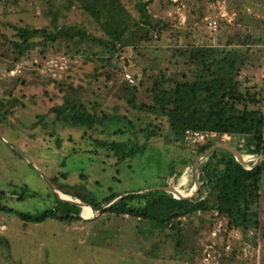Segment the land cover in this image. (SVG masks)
Returning a JSON list of instances; mask_svg holds the SVG:
<instances>
[{
    "label": "rangeland",
    "instance_id": "obj_1",
    "mask_svg": "<svg viewBox=\"0 0 264 264\" xmlns=\"http://www.w3.org/2000/svg\"><path fill=\"white\" fill-rule=\"evenodd\" d=\"M66 1L50 0L48 5L46 0H0V27L3 22L31 28L67 24L78 25L96 37L103 36L92 18L77 5L65 10ZM121 2L132 22L137 21V0ZM147 11L162 23L163 33L150 45L139 44V53L134 48L138 45L135 40L120 53L119 63L126 73L142 79L143 68L155 64L164 67L168 60H178H172L173 50L214 46L229 36L250 34L258 41L252 47L257 61L242 72V77L264 81V0H152ZM35 53L32 51L29 57L39 59L34 58ZM7 62L0 61V78ZM182 69L181 64L171 63L169 73L179 74ZM93 70L92 63L79 60L67 80L82 90L78 95L83 101L96 102L107 113L138 119L142 128L151 121L163 122L166 128L164 120L130 109L111 88L113 80L107 81L104 74L93 79ZM31 73L25 69L22 75L26 82L30 81L29 86L18 84L13 92L22 106L15 108L8 124H0V193L5 194L1 202L7 209L0 212V236L9 243L8 248L0 247V264H264V229L242 241V236L227 230L222 221L219 234L214 236L215 222L210 223L207 218L185 221L184 243L177 248L157 232L143 237L135 220L94 212L87 218L81 215V220L70 224L46 220L24 226L16 213L38 214L56 205L54 197L58 196L50 185H63L70 196L78 193L96 199L108 193L136 194L161 184L180 190L186 197L195 194L196 189L195 185L187 188L186 183L182 186L185 179L190 180L189 173L192 167L194 171L197 159L193 160L186 148L152 138L143 154L118 162L117 157L108 156L103 149H95L89 137H124L88 131L89 137L83 138L82 130L54 123L48 110L61 103L63 94L54 85L38 82ZM114 74L119 78V72ZM12 84L0 81V98L4 89L14 88ZM141 95L138 103H150L147 96ZM38 120L40 125L35 124ZM143 142L140 136V143ZM170 172L182 175L176 181ZM260 222L264 226V182Z\"/></svg>",
    "mask_w": 264,
    "mask_h": 264
},
{
    "label": "trees",
    "instance_id": "obj_2",
    "mask_svg": "<svg viewBox=\"0 0 264 264\" xmlns=\"http://www.w3.org/2000/svg\"><path fill=\"white\" fill-rule=\"evenodd\" d=\"M66 2L65 10L77 5L92 18L103 36L96 37L78 25L31 28L3 22L0 27V61H8L4 63L5 73L16 68H20V73L0 78V81L12 82L14 87L3 90L0 124H8L15 108L22 106L21 99L13 92L18 84L29 86L30 81L26 82L22 76L28 69L38 82L54 85L63 94L61 103L48 110L54 123L82 130L83 138L89 137L88 131L124 137L122 140L89 137L95 149H103L108 156L117 157L118 162L143 154L152 138L186 148L193 160L214 145L226 144L247 160L240 163L226 150L211 151L199 161V191L195 197L177 199L162 190L132 194L112 202L102 215L135 220L136 229L143 237H151L157 232L173 241L176 248L184 243V223L190 219L200 221L207 218L210 223L225 221L226 229L242 236V241L251 239L258 230L264 229L260 222L264 158L254 165L258 158L264 156V81L255 82L248 75L242 77L246 68L256 65L252 47L257 46L258 41L245 34L229 36L224 43L214 46L179 48L171 55L172 60L174 57L178 60H168L164 67L155 64L143 68L142 79L129 74L133 79V83H129L119 63L120 53L134 40L138 44L134 46L135 51L139 53L140 45H150L163 33L162 23L148 14L147 7L152 0H137L139 19L133 22L121 0ZM46 4L50 5V0H46ZM32 51L36 52L34 58L39 59L29 57ZM58 57L64 58L65 69L39 71L38 66L44 60ZM79 60L94 65L91 78L104 74L107 81L113 80L111 88L125 99L130 109L164 120L166 128L163 122L155 124L152 121L142 128L138 119L107 113L98 103L83 101L78 95L82 90L67 83ZM171 63L181 64L182 71L169 73ZM114 72L120 73L119 78ZM141 94L147 96L150 103H138ZM41 123L38 120L35 124ZM191 132L206 134L207 137L202 143L185 142L186 134ZM140 136L143 143H140ZM223 136H229V141H223ZM170 173L176 181L182 175L180 172ZM189 175L188 187L193 188V167ZM160 186L170 187L166 184ZM55 188L65 195L59 194L60 197L67 199L69 196L95 211L120 196L116 193L105 194L100 199L83 197L78 193L70 196L64 192L63 185ZM179 191L176 189V194L184 196ZM4 196L3 192L0 193V212L7 211L1 202ZM54 201V207L38 214L8 212L16 213L24 226L46 220L70 224L81 220V215L87 218L92 214L89 207L81 209L57 197ZM0 247H9L7 239L1 236Z\"/></svg>",
    "mask_w": 264,
    "mask_h": 264
},
{
    "label": "water",
    "instance_id": "obj_3",
    "mask_svg": "<svg viewBox=\"0 0 264 264\" xmlns=\"http://www.w3.org/2000/svg\"><path fill=\"white\" fill-rule=\"evenodd\" d=\"M217 149H222V150H226V151L230 152V153H231V154L237 159V161H239L240 163L244 161V157L241 156L236 150H234V149L231 148L230 146H228V145H226V144L214 145V146L211 147V148H210L205 154H203V155H201V156H198L197 159L195 160V163H194V176H195V178H194V185H195V188H196V189H195V194L190 195V196H188V197H186V196L176 197L177 199H188V198H192V197H194V196L197 195V193H198V191H199V181H198V164H199V161H200L203 157H205L206 155H208L211 151H213V150H217ZM263 158H264V156L258 158V159L256 160V162H255L254 165H256V164H257L261 159H263ZM254 165H253V166H254ZM50 188H51V190L53 191V193H54L56 196H58V198H59L61 201H63V202H67V203H70V204H75V205H77V206H80L81 208H82L83 206L89 207V208L92 210V212H94V214H98V215H101L102 212H103V211H104V210H105V209H106V208H107L112 202H114L115 200H117V199H119V198H121V197H124V196H128V195H130V194H128V195H120V196L116 197L115 199H113L109 204H107L106 206H104L101 210H99V211H95L93 207H91V206H89V205H85V204L81 203V202L78 201V200H72V199H69V198L65 199V198L60 197V196H59V192H58L53 186L50 185ZM158 190L167 191V192H169V193H171V194H173V195H176V188H173V187H161V186H160V187H156V188L151 189V190H148V191L138 192V193H136V194H141V193H146V192H152V191H158ZM131 195H132V194H131Z\"/></svg>",
    "mask_w": 264,
    "mask_h": 264
},
{
    "label": "built area",
    "instance_id": "obj_4",
    "mask_svg": "<svg viewBox=\"0 0 264 264\" xmlns=\"http://www.w3.org/2000/svg\"><path fill=\"white\" fill-rule=\"evenodd\" d=\"M38 67H39L40 72H43L44 70L62 71L63 69L66 68V64H65V60L63 57H58L54 60H52V59L44 60L41 63V65H39ZM16 73H20V68L10 70L9 72L5 73L4 75L11 77V76L15 75ZM124 78L129 83H133V79L131 78V76L129 74H125ZM209 136L213 137L214 134H210ZM206 137H207L206 134H202V133H198V132H191V133H187L184 139H185V142L195 144V143L204 142ZM222 139L229 140V136H223ZM221 223H222V220H219L215 223V228H214V233H213L214 236L219 234L221 226H222Z\"/></svg>",
    "mask_w": 264,
    "mask_h": 264
},
{
    "label": "crops",
    "instance_id": "obj_5",
    "mask_svg": "<svg viewBox=\"0 0 264 264\" xmlns=\"http://www.w3.org/2000/svg\"><path fill=\"white\" fill-rule=\"evenodd\" d=\"M185 183H186V185H187V188H189V187H188L187 179L182 183V186L185 185ZM183 191H184V190H183ZM59 193H61V192H59ZM61 194H62V193H61Z\"/></svg>",
    "mask_w": 264,
    "mask_h": 264
}]
</instances>
